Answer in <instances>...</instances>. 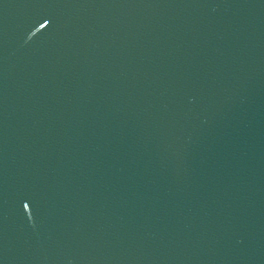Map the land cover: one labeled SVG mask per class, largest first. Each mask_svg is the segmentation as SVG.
<instances>
[{
  "label": "water",
  "instance_id": "obj_1",
  "mask_svg": "<svg viewBox=\"0 0 264 264\" xmlns=\"http://www.w3.org/2000/svg\"><path fill=\"white\" fill-rule=\"evenodd\" d=\"M0 264H264V0H0Z\"/></svg>",
  "mask_w": 264,
  "mask_h": 264
}]
</instances>
